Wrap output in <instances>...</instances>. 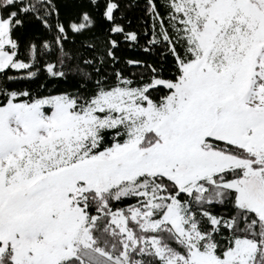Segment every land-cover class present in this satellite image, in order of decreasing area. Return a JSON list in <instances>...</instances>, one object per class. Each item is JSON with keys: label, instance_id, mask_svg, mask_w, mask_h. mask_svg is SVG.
I'll list each match as a JSON object with an SVG mask.
<instances>
[{"label": "snow or ice", "instance_id": "1", "mask_svg": "<svg viewBox=\"0 0 264 264\" xmlns=\"http://www.w3.org/2000/svg\"><path fill=\"white\" fill-rule=\"evenodd\" d=\"M0 264H264V0H0Z\"/></svg>", "mask_w": 264, "mask_h": 264}]
</instances>
